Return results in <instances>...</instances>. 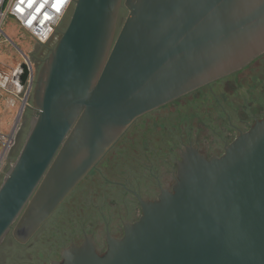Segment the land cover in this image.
<instances>
[{
  "label": "water",
  "instance_id": "1",
  "mask_svg": "<svg viewBox=\"0 0 264 264\" xmlns=\"http://www.w3.org/2000/svg\"><path fill=\"white\" fill-rule=\"evenodd\" d=\"M120 1L74 2L33 87L37 110L29 133L0 185V243L13 225L25 241L134 117L264 51L263 38L216 70L201 56L262 27L264 0L243 6L236 0H171L158 11L144 8V0H128L131 15L109 53ZM16 71L12 83L22 87L30 71L26 59ZM83 127L92 133L80 142ZM109 127L113 131L105 134ZM75 142L76 155L65 162ZM140 204V218L125 225L121 238L108 236L102 255L88 236L52 264H264V119L220 157L206 159L186 147L172 191Z\"/></svg>",
  "mask_w": 264,
  "mask_h": 264
},
{
  "label": "flooded vegetation",
  "instance_id": "2",
  "mask_svg": "<svg viewBox=\"0 0 264 264\" xmlns=\"http://www.w3.org/2000/svg\"><path fill=\"white\" fill-rule=\"evenodd\" d=\"M136 1L137 0H132L131 2L136 3ZM74 2L62 17L50 41L45 45H35L36 51H34L32 54V59L34 60L36 66L34 86L39 78V74L42 72L44 66L50 58L57 42L68 26L73 12ZM130 15L131 9L129 7L128 0H121L116 14L112 40L108 51L109 53L114 49L116 41L121 35L123 27ZM263 38L264 36L261 40H263ZM186 41H188V39H186L184 42ZM245 70H247L248 73L252 75L256 70L262 71L263 73L264 51L257 54L246 65L234 71L233 73L171 96L170 99L160 102L156 106L140 113L134 117L133 120L125 127L119 130L117 135L97 159L94 165L67 193L64 199L55 207V209L39 225V227H41L43 224H46L44 231L51 230V228L55 226L54 217L57 215V210L59 209L60 205H62L63 202L71 196L76 187L83 181H86L89 175H94L99 172L102 167H108L114 162H117V160L120 159V157H118L119 152L128 144L129 148L133 152L132 155L134 156L135 153H141V151L138 149L148 150V152L153 155L154 153L150 151L149 148H146V144L149 142L153 143L156 141L157 143H165L166 155L171 163H168L170 164L169 167L171 168L169 172L171 183L165 184L161 178V172H163L165 166L168 165L162 161H156L151 169L145 173V175H137L136 187H129L120 183H111V187L113 186L116 191L123 193L125 200H121L120 203L116 204L117 209L113 210L114 214L108 218H101V221L106 220L104 225V233L102 235H98L96 232L92 231L89 233L87 229H75L72 230L71 233H64L63 235H60L58 232L53 233V240L52 242L50 241V243L55 248H57V255H53V259H46L44 263L52 264L54 261H59L61 258V253L64 249L68 248L72 244L77 246L82 245L84 242H86V238L88 236H90L91 240L94 242L96 252L102 255L108 247L107 238H105L106 234L111 235L115 239L121 238L124 234L125 225L127 223H133L140 218L142 214L140 200L153 201L157 199L162 190L165 189L172 191L173 185L177 179L178 162L181 160V153L185 151L190 140H192L193 136L196 135V133H194L195 131H190L194 127L193 124L189 126V129H182L183 120L188 117L187 112L193 113V109H197L198 103L206 99L208 96L216 97V88L225 87L230 76L234 75L232 82L237 85V76ZM251 78L252 76H249V79ZM262 80L264 81V73ZM216 85L218 86L216 87ZM260 85L262 90L254 93L255 97H253V100H250L247 103L244 101L241 106L236 107L234 104L230 103V99L226 98L224 105L216 103L213 113H207V116L209 117L207 122L198 123L205 125L210 123L211 126V129H207L208 134L211 135V141H207V148L200 151V154L204 158L209 159L212 157L222 156L228 145L233 142L241 133L248 131L255 125L256 122L264 119V85L262 84V81H260ZM253 88L256 90V85H253ZM25 118L28 120V122L30 121V124H32L34 114L30 113L29 116L25 115ZM161 121L166 122L169 125L178 124V126H181V128H177L176 130L166 128V126H163L164 124H162ZM157 129L159 130L160 135H157ZM182 130L185 131V135L182 134ZM140 153L137 155H140ZM142 153L144 154V152ZM16 158V155L12 153H9L5 157V163L0 169V173L3 176L6 172L8 174ZM136 162L137 164L138 162L140 163L139 157L136 159ZM95 169H97L96 173L94 172ZM5 177H0V185L2 184ZM57 217L58 216H56V218ZM90 223L94 224L93 227L97 226L95 225L97 224L95 220H90ZM38 228L34 230L33 233L24 241V244L30 243V241L33 239L32 236L37 233ZM58 245H60L59 249ZM28 248L31 247L29 246Z\"/></svg>",
  "mask_w": 264,
  "mask_h": 264
},
{
  "label": "rangeland",
  "instance_id": "3",
  "mask_svg": "<svg viewBox=\"0 0 264 264\" xmlns=\"http://www.w3.org/2000/svg\"><path fill=\"white\" fill-rule=\"evenodd\" d=\"M36 44L38 43L34 41L31 35L22 30L11 17L6 18L0 36V137H4V144L0 145V149L3 147L5 149L0 169L3 167L4 159L9 153L18 156L30 129V121L28 122L25 115L28 111L33 113L32 109L37 110L33 106V81L36 66L32 59V54L36 51ZM25 59L29 63L32 74V88L28 90V87L25 86L17 92V87L12 83V76L14 70L19 68ZM263 73L256 70L252 75L245 70L237 76V85L232 82L233 76H230L225 87L219 88L216 85V97L208 96L198 103L197 109L194 108L193 113L187 112L188 117L183 120L182 129H189V126L193 124L194 127L190 131L196 133L187 147L197 150L199 154L200 151L206 149L207 141H211V135L208 134L207 129H211V126L210 123L208 125L198 123L207 122L209 120L207 113H213L216 103L224 105L226 98L230 99V103L236 107L241 106L244 101L247 103L253 100L254 93L262 90L260 81L264 85ZM249 76H252V78L249 79ZM253 85H256V90H254ZM31 91L32 102L30 103L29 95ZM23 103H25L24 109L20 114ZM19 114L20 118H18ZM161 123L166 128L174 130L181 128L178 124L169 125L163 121ZM183 130L182 134L185 135ZM157 131V135H160L158 129ZM146 148H149L154 154H150L148 150L138 149L141 153H135L133 156L132 150L128 149L117 162L108 167H102L94 175H89L86 181L82 182V188L76 191L74 198L63 205L64 213L62 212L57 218L55 215V226L46 233L44 231L46 224L39 227L37 233L32 236L33 239L31 238L30 243H27L26 248L13 246L15 241L24 244V241H20L21 238L15 234V225H13L0 243V264H45L47 258L53 259V251L56 249L50 243L53 240V232H59L60 235H63L64 233H71L75 229H87L89 233L92 231L102 235L106 220L101 221V218H108L114 214L113 210L117 209L116 204L120 203L121 200H125L123 193L113 191L108 185L110 183H120L125 186L136 187L137 175H145L156 161L170 163L166 155L165 143L149 142L146 144ZM139 153L140 155H137ZM138 157L140 163L137 164L136 159ZM170 164L167 165L168 168L165 166L163 172H161V178L165 184L171 183ZM6 173L4 176L7 175ZM4 176L0 173V177ZM90 220H95L97 226L93 227L94 224H91ZM108 236L111 235L106 234L105 238ZM29 246L32 248L30 253L26 251Z\"/></svg>",
  "mask_w": 264,
  "mask_h": 264
},
{
  "label": "built area",
  "instance_id": "4",
  "mask_svg": "<svg viewBox=\"0 0 264 264\" xmlns=\"http://www.w3.org/2000/svg\"><path fill=\"white\" fill-rule=\"evenodd\" d=\"M74 0H0V36L1 29L7 17H11L18 26L29 33L34 41L44 45L50 41L55 29L59 25L62 17L70 8ZM26 63L29 66L28 61ZM30 68V67H29ZM16 74V69L13 75ZM32 74L29 71L26 83L22 87H17V92L27 86L30 90ZM4 137H0V145H3ZM4 147L0 149V166Z\"/></svg>",
  "mask_w": 264,
  "mask_h": 264
},
{
  "label": "bare ground",
  "instance_id": "5",
  "mask_svg": "<svg viewBox=\"0 0 264 264\" xmlns=\"http://www.w3.org/2000/svg\"><path fill=\"white\" fill-rule=\"evenodd\" d=\"M171 0H144V8H154L158 9L166 7ZM238 5L243 6L244 3L247 0H236ZM158 7V8H157ZM263 24V23H262ZM260 24V25H262ZM264 36V25L262 27H258V29H250L247 30L237 36H235L232 40L229 42H224L217 47H212L211 49H208L201 53V56L204 55L203 58L208 59V61H211V67L213 70L216 69H222L224 68L228 62L229 59L235 58L240 59L242 56H244L251 48L252 46H255L257 42H259L262 37ZM249 39H253V41L250 43ZM17 74V71H16ZM21 114V112H20ZM113 131L112 127H109L105 130V134H109ZM78 139L83 141L88 137L90 133H92L91 127L82 128L79 132ZM79 146L78 142L74 143L70 149V151L67 153L68 155L65 157V162L68 160V162L73 159V157L76 155L77 147Z\"/></svg>",
  "mask_w": 264,
  "mask_h": 264
},
{
  "label": "trees",
  "instance_id": "6",
  "mask_svg": "<svg viewBox=\"0 0 264 264\" xmlns=\"http://www.w3.org/2000/svg\"><path fill=\"white\" fill-rule=\"evenodd\" d=\"M233 78H234V75H233ZM34 81H35V79H34ZM34 81H33V86H34ZM29 102L31 103L32 102V91L30 92V95H29ZM29 114H30V111H28L27 113H26V115L27 116H29ZM157 126V125H156ZM129 148V144L128 145H126L120 152H119V155H118V157H123L124 155H125V153H126V151H127V149ZM130 149V148H129ZM94 172L96 173L97 172V169H95L94 170ZM110 188H112L111 187V183L108 185ZM82 188V183L81 184H79L77 187H76V189L73 191V193L71 194V196L70 197H68L64 202H63V204L62 205H60V207H59V209L57 210V215L56 216H59L60 214H62V212H63V205L68 201V200H70V199H72V198H74V195H76V191H78V190H80ZM112 190L113 191H116V189H114V187L112 188ZM64 213V212H63ZM46 232H48V230H46L45 231V233ZM54 233V232H53ZM57 233V232H56ZM59 233V232H58ZM13 246L14 247H19V248H26L27 247V244H20L19 242H14L13 243ZM59 247H60V245H58V249H59ZM57 249V248H56ZM56 249H54V251H53V255H57V251H56ZM26 251L27 252H31L32 251V248H27L26 249ZM52 255V256H53ZM47 260H49V258H47Z\"/></svg>",
  "mask_w": 264,
  "mask_h": 264
}]
</instances>
